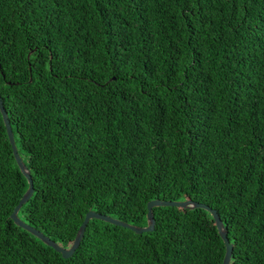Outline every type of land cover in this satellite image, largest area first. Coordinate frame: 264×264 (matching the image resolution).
Wrapping results in <instances>:
<instances>
[{
	"label": "trees",
	"instance_id": "16d2710c",
	"mask_svg": "<svg viewBox=\"0 0 264 264\" xmlns=\"http://www.w3.org/2000/svg\"><path fill=\"white\" fill-rule=\"evenodd\" d=\"M0 100L16 216L58 246L89 210L144 226L190 199L228 264H264V0H0ZM27 186L0 115V264L222 262L175 206L140 233L90 218L62 257L9 217Z\"/></svg>",
	"mask_w": 264,
	"mask_h": 264
},
{
	"label": "water",
	"instance_id": "95a60500",
	"mask_svg": "<svg viewBox=\"0 0 264 264\" xmlns=\"http://www.w3.org/2000/svg\"><path fill=\"white\" fill-rule=\"evenodd\" d=\"M0 115H1V119L3 121L6 136H7L8 142L10 144L13 157H14L16 164L18 165L21 173L23 174V176L26 179L27 184H28L26 190L24 191L22 196L19 198V200L17 201V203L13 207L9 217L13 220V222L16 225L20 226L21 228L27 230L29 233H31L34 236H36L37 238H39L46 245L51 247L56 252L60 253V255L62 257H69L72 254V252L74 251V249L77 247V245L79 243V240L82 236V233H83V230L85 227V224L90 218H97V219L109 222L111 224H114V225L126 227V228L134 231L135 233H140V232H145V231H151L153 229L154 219H153V215L151 212L152 207L175 206L177 208H200V209H204L205 211H207L210 214L211 219L213 221V224L217 230V233H218L219 237L221 238L223 245H224V254H223L221 264H228L229 258H230V253H231V244L228 242V240L226 238V232H225V229L223 228V225H222V223L218 217V214L216 213V211L214 209L210 208L208 205L200 203V202H196V201H193L190 199L177 200V201L154 199V200L148 201L146 203V214H145L146 224L144 226L130 225V224H127L123 221H120V220L111 218L109 216H106L104 214H100V213L89 210L84 214L83 219H82L81 223L79 224V226L76 230L75 236H74L70 246L68 248L58 246L56 243H54L52 240H50L49 238L44 236L38 230H36L33 227L23 223L16 216V212H17L18 208L20 207V205L22 203H24L26 201V199H28V197L31 195V192H32L31 179H30V174L28 172V169L22 163V161H21L20 157L18 156L17 151L15 149L13 137H12V132L10 130L8 118H7V115H6L4 108L2 106L1 100H0Z\"/></svg>",
	"mask_w": 264,
	"mask_h": 264
},
{
	"label": "rangeland",
	"instance_id": "374dc122",
	"mask_svg": "<svg viewBox=\"0 0 264 264\" xmlns=\"http://www.w3.org/2000/svg\"><path fill=\"white\" fill-rule=\"evenodd\" d=\"M201 215V213H199Z\"/></svg>",
	"mask_w": 264,
	"mask_h": 264
}]
</instances>
